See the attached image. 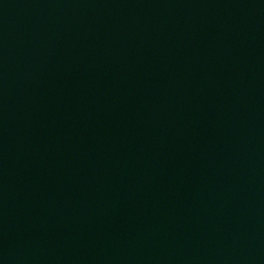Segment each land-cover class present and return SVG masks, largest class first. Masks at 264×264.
<instances>
[{
    "label": "water",
    "instance_id": "water-1",
    "mask_svg": "<svg viewBox=\"0 0 264 264\" xmlns=\"http://www.w3.org/2000/svg\"><path fill=\"white\" fill-rule=\"evenodd\" d=\"M0 264H264V0H0Z\"/></svg>",
    "mask_w": 264,
    "mask_h": 264
}]
</instances>
